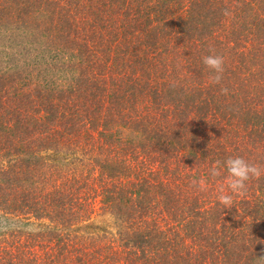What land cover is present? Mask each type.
<instances>
[{
    "label": "trees",
    "instance_id": "trees-1",
    "mask_svg": "<svg viewBox=\"0 0 264 264\" xmlns=\"http://www.w3.org/2000/svg\"><path fill=\"white\" fill-rule=\"evenodd\" d=\"M235 156L264 166V0H0V218L53 224L26 264H264Z\"/></svg>",
    "mask_w": 264,
    "mask_h": 264
},
{
    "label": "rangeland",
    "instance_id": "rangeland-1",
    "mask_svg": "<svg viewBox=\"0 0 264 264\" xmlns=\"http://www.w3.org/2000/svg\"><path fill=\"white\" fill-rule=\"evenodd\" d=\"M83 135L85 136V142H88V135L85 133H83ZM87 149L90 153V146L87 147ZM66 153V151H62L60 155H66ZM60 182H62V180H59V183ZM83 193H85L83 199L90 203L88 207L95 209V212L91 213L94 223L102 222V226L106 225V223L112 225L113 218L103 209L104 206L101 202V198L97 197L96 192L86 190ZM44 224L53 225L48 219L35 221V219L32 218L30 220H24L23 223H19L15 219L7 220L0 218V258L3 259L2 261L5 262L10 260L15 264L20 262H22L21 264H26L31 259L29 255L30 252L41 254L47 252L49 243L40 237V234L43 233Z\"/></svg>",
    "mask_w": 264,
    "mask_h": 264
},
{
    "label": "clouds",
    "instance_id": "clouds-1",
    "mask_svg": "<svg viewBox=\"0 0 264 264\" xmlns=\"http://www.w3.org/2000/svg\"><path fill=\"white\" fill-rule=\"evenodd\" d=\"M227 14V13H226ZM203 64L211 70V81L214 84H221L225 72V59L221 55L212 54L202 58ZM226 93V89L221 88ZM227 169L228 189L232 195L221 194L218 199L225 209H231L233 205V196L242 195L247 190V183L251 180H259L264 176V166L252 164L243 157H229L220 168L214 167L211 170L212 176L222 175V169ZM258 261L264 262V258H257Z\"/></svg>",
    "mask_w": 264,
    "mask_h": 264
}]
</instances>
